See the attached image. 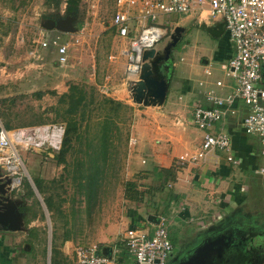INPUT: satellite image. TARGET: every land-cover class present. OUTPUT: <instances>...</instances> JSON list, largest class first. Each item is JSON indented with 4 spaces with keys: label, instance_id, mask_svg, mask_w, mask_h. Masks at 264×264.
I'll return each instance as SVG.
<instances>
[{
    "label": "rangeland",
    "instance_id": "374dc122",
    "mask_svg": "<svg viewBox=\"0 0 264 264\" xmlns=\"http://www.w3.org/2000/svg\"><path fill=\"white\" fill-rule=\"evenodd\" d=\"M113 2L114 0H81L78 14L66 15L65 0H60L59 4L55 0H0V100L15 99L14 104L9 102L2 107V111H6L10 116L12 130L7 132L13 133L31 127L63 126L50 122L54 115L47 110L57 102V97L50 92L63 94L66 86L71 83L86 86L89 99L90 94L95 97L104 95L92 84L99 82L102 76L107 74V66L111 60L109 56L113 57L111 62L116 61V57L123 62L119 51L126 46L125 42L115 36V31L111 30ZM67 17L73 19L72 24L78 32H53L58 36V45L69 48L68 61L62 66L58 63L55 50L46 47L44 49L41 42H47L49 38L48 33L51 31L45 28L49 20L59 21ZM178 19L180 18L176 15H168L161 16L156 21V24L167 32L155 47L159 53L170 42L176 22L179 23L177 27L184 30L170 53L173 80L190 79L193 76L196 83L204 80L206 77L199 69L200 57L209 59L213 78L226 80L219 69L228 61L230 55L226 56V59L221 58L216 54V50H225L229 46L230 52L227 54L231 53L232 46L227 33L222 31L219 37H210L206 29L195 31V28L201 27ZM199 34L201 35L198 36ZM77 37L79 41L84 42L82 45L78 44ZM181 57L194 63L191 71L186 70L185 77L179 75V71L186 66V60L182 62ZM82 64L83 71L79 67ZM158 64L161 69L162 63ZM85 65L95 76L89 75ZM117 70L122 74L117 73L118 78L126 77V74L123 75V68L119 66ZM70 76L72 79H69ZM91 88H95L94 94ZM36 92L43 94L41 99L33 95ZM135 118V113L130 111L125 123L120 124V141L116 140L114 144H117V149H112L113 167L99 185L95 198L88 199L77 194L75 185L71 183L73 167L69 168L70 175H67L63 172V165L56 162L55 155L59 150L43 151L38 146L25 148L16 141L15 148L23 164L19 170L22 183L12 192L14 207L17 211L21 206L30 208L29 212L20 214V229L14 231L15 238L19 240L16 248L20 255L16 264H50L47 253L49 248L51 250L52 241L66 258L62 264H75L72 251L76 245L92 243L101 248L112 247L118 243L128 226L132 225L131 219L127 217L128 212L136 211L139 217L146 219L160 215L164 210V207L161 209L162 202H166L168 198V191L165 190H170L168 183L142 181L139 174L132 177L127 173L125 137L127 132L129 134ZM239 129L242 136L247 137L242 127ZM57 134L59 141L60 132ZM85 148L84 140L82 145L74 142V149L67 155L68 161L72 162L81 157ZM254 156L255 161L259 163L260 156L256 149ZM26 175H29L31 181L33 178H41L49 184L50 190L47 193H53L58 203L63 202L58 214L47 219L48 214L41 203L42 197L34 192L32 197L28 194V190L33 189L30 185L27 186ZM126 181H135L138 189L145 192L141 202L126 201L123 187ZM238 184L240 186L237 188V199L233 201L230 211H198L191 214L192 218L180 215V219H176L179 209L174 206V209L168 210V215L164 216L165 226L173 237L177 235L181 239L176 242L175 254L166 264H194L200 255L210 248L225 251L243 248L255 259L251 264H264V178L252 176L251 180ZM154 188H158V191H152ZM148 190L153 193L146 194ZM195 217L198 220H194ZM25 218L30 219L28 225L24 223ZM29 229L33 230L36 237L29 236ZM66 234L69 241L64 243ZM68 243L71 245H67Z\"/></svg>",
    "mask_w": 264,
    "mask_h": 264
},
{
    "label": "built area",
    "instance_id": "2783aa9c",
    "mask_svg": "<svg viewBox=\"0 0 264 264\" xmlns=\"http://www.w3.org/2000/svg\"><path fill=\"white\" fill-rule=\"evenodd\" d=\"M176 15L179 21L188 20L198 26L221 23L232 46V54L227 63L222 64L226 77L233 86L224 95L210 90L206 101L208 107L196 103L191 118L194 126L202 132L198 147L190 155L179 158L180 163L205 164L217 152L228 164L237 163L232 151L230 136L223 129H216L228 117L239 112L237 105L244 107L241 119L243 132L257 138L261 164L255 174L264 178V86L262 73L264 66V0H114L111 26L120 40L126 42L125 73L129 84L140 74L142 55L155 49L167 34L156 24L161 16ZM175 23V28L178 26ZM57 47L58 63L66 65L68 50L58 45V37L49 42H41ZM208 75L209 72L207 71ZM217 87H226L222 81ZM48 128L33 127L15 131L14 140L9 132L0 129V158L4 174L11 177L13 186L21 183L22 162L15 148L16 141L25 148L43 145V134ZM37 141V142H35ZM165 220L159 224L129 227L114 245L110 253L91 244L76 245L72 258L75 264H166L173 252ZM123 251L128 262H121Z\"/></svg>",
    "mask_w": 264,
    "mask_h": 264
},
{
    "label": "crops",
    "instance_id": "0c3cea01",
    "mask_svg": "<svg viewBox=\"0 0 264 264\" xmlns=\"http://www.w3.org/2000/svg\"><path fill=\"white\" fill-rule=\"evenodd\" d=\"M184 21L188 22L190 25H196L199 27L194 22L188 20ZM207 27L211 32L212 24H209ZM112 29L115 31L113 27ZM202 29L204 28H195V31L200 32ZM54 31L56 30H51V32L48 33L49 38H47V42L58 37L53 34ZM57 32L59 33V31ZM207 33L210 35V37H214L209 32ZM196 35L197 33L195 32V36ZM200 35L201 34L198 36ZM115 36L117 37L116 33ZM78 37L76 38L78 39V44L82 45L84 42L79 41ZM122 42L125 41L123 40ZM46 48L55 50L58 60L57 47L48 44ZM126 48L127 45L123 50L119 51V56L123 59V62H120L121 59L118 57H116V61L111 62L113 57L109 56V60H111L107 66L109 68L107 74L103 75L105 78L103 79L102 76L99 82H94L92 85L96 89L98 88L102 94H104L102 96L112 98L130 106L132 108V112L135 113L136 118L133 122V125H131L129 139L126 144L127 173L132 175V177L139 174V176L142 178V181L149 180L153 183L167 182L170 190L168 188H165V190L168 191V194H173L175 197V199L170 201L167 198L169 201L168 210L170 211V208L174 209V206L179 209V212L175 217L176 219H180V215L184 218H192L191 214H195L198 211L214 213L223 210H232L233 201L237 199V188L240 186L238 183H244L247 180H251L252 176H257L255 172L262 161L261 158H259V163L255 161L256 159L254 156V150L256 149L259 152L260 149L257 138L248 135L247 137L242 136V132L239 129L241 127L240 125L242 116L244 115V107L242 105H237V108L239 109V114L237 113V116L228 117L224 122L216 127L217 130L220 128L223 129L230 136L232 151L236 157V162L240 164L239 166L228 164L224 159L221 158V154L218 152L205 164L179 162V158L181 156L190 155L193 153V151L198 147L202 138V132L198 130L192 123L191 114L193 106L198 103L203 107H208L209 103L206 101L207 93L210 90L214 91V93L218 95H224L228 93L230 90L229 87L233 86L232 79L225 76L222 65L220 66L219 70L222 72L226 80L213 78L209 59L200 57L199 69L206 77L204 80H200L198 83H196L193 79L195 76L191 77L190 79L184 78L180 80H173V76H171L172 71H170L172 70V63L169 61L166 64V72H163L160 69V73L161 71L165 73L164 77L168 82L167 95L163 104L161 106H143L134 103L132 104L127 76L125 78H118L116 76L118 73L117 68H119V66L123 68V75L126 74V58L124 55ZM67 49L69 48L67 47ZM210 51L211 49H209V52ZM216 52H218L216 54L219 57L224 59H226V56H231L232 54V51L230 54H227V52H230L229 46L225 50H216ZM80 55H83V53H80ZM180 59L182 62H185L186 60L183 57ZM164 64L165 63H163V65ZM193 64L194 63L188 62L186 60V66L184 69L179 71V75L181 77H185L186 70L191 71V69L194 67ZM79 67L81 71H83L84 65L82 64ZM85 67L88 70L87 72L89 75L91 74L95 76V73L89 70L87 65H85ZM207 71L209 72V75ZM163 73L161 74L163 75ZM78 74L80 75V73ZM118 75L122 74L118 73ZM69 79H72L71 76ZM217 81H222L226 87H217L215 85ZM261 83L264 86V73ZM66 91L67 86L64 92ZM44 127L48 129L45 130L43 134V145H41L40 148L43 151L49 152L59 150L63 138L64 126ZM59 132L61 137L58 141L57 133ZM31 149L32 147L30 150ZM1 170L4 171L2 164H0V171ZM4 172L0 173V177L11 179V177L6 176ZM26 176L28 181L27 186L30 185L33 189L32 192L39 196L40 194L35 188L33 180H29V175ZM19 186L14 187L13 180L11 179V184L9 185L10 190L6 195L11 203L15 204L12 192ZM155 189L158 191V188H154L152 191ZM40 196L42 197L43 195ZM167 199L166 202H162L163 205H161V209L165 207ZM41 203L45 208L46 214H48L47 219H49L51 214L47 211V208L43 202V198ZM155 217L157 219L162 217L166 221L164 216L159 215ZM148 219L149 218L146 219L140 216L136 226L140 227L147 225L150 223ZM195 219L197 218L195 217L194 220ZM192 220L193 219H191V221ZM130 226H128V228ZM68 241L69 239L65 240L64 243ZM18 242L19 240L15 238L14 232L0 230V264L17 263V258L20 256L18 255L16 248ZM49 243L51 244V241H49ZM87 244L91 245L92 243ZM67 245L71 244L68 243ZM113 247L114 245L112 247L103 246L101 249L105 253H110ZM119 255V260H121V262H128L127 255L123 251H121Z\"/></svg>",
    "mask_w": 264,
    "mask_h": 264
},
{
    "label": "trees",
    "instance_id": "16d2710c",
    "mask_svg": "<svg viewBox=\"0 0 264 264\" xmlns=\"http://www.w3.org/2000/svg\"><path fill=\"white\" fill-rule=\"evenodd\" d=\"M55 1L57 4L60 3V0ZM80 3L81 0H65L66 15L78 14ZM67 87V91L63 94H56L54 91L50 92V94L57 97V102L56 105L51 106L47 110V112L53 113L54 115L53 120L48 121L51 123H60L64 126L61 147L55 155V159L58 165H63V169H65L63 172L67 175H70L69 168L71 166L73 167L74 172L71 176V183L75 185L78 195L86 196L88 199L95 198L97 197L99 185L105 176L111 172L113 167L114 163L111 162V160L114 159L112 158V149H117V144L114 143L116 140L120 141V124L125 123L132 108L106 96L95 97L90 94L91 99H89L86 86L80 84L71 83ZM91 92L94 94V89H92ZM33 95L37 97V99H41L43 96L41 92H36ZM9 102L14 104L15 99L0 100V129L3 128L6 131L12 130V126L10 125L9 114L5 113L6 111H2V107ZM128 139L129 134L127 132L125 144H127ZM83 140L86 145L83 155L78 157L77 160L75 159L69 162L67 155L74 149V142L77 141L82 145ZM32 180L39 194L43 195V202L47 211L51 214V217H53L54 214H58L62 208L63 202L58 203L53 193H47L50 190V186L41 178H33ZM123 187L126 201L138 203L143 200L145 192H141L138 189L139 186L135 181H126ZM150 193L153 192H150V190L146 191V194ZM28 194L31 197L33 196L31 189L28 190ZM46 194L48 195L46 196ZM59 198L60 196L57 197L58 200ZM168 199L170 201L175 199V197L173 194H168ZM168 199L164 210L159 213L161 216L168 215ZM19 211L21 213H27L30 211V208L21 207ZM127 217L131 219L132 225L130 227L136 226L140 218L136 211L128 212ZM24 222L28 225L30 219L25 218ZM168 233L174 248L176 247L175 236L173 237L171 231H168ZM29 236L36 237L32 229L29 230ZM67 239H69V237L66 234L63 241ZM61 253L62 252L53 245L52 241L50 264H62L66 258ZM128 263L130 262L128 261Z\"/></svg>",
    "mask_w": 264,
    "mask_h": 264
},
{
    "label": "water",
    "instance_id": "95a60500",
    "mask_svg": "<svg viewBox=\"0 0 264 264\" xmlns=\"http://www.w3.org/2000/svg\"><path fill=\"white\" fill-rule=\"evenodd\" d=\"M73 19L67 17L64 20L53 21L49 20L45 25V28L56 30L65 34H72L77 32V29L73 26ZM208 25H200L207 30L212 36L218 37L221 32L224 31L221 23L212 24V31L210 32ZM182 27H176L171 35V42L163 49V52L159 53L156 49L145 51L142 55V65L138 79L129 84V92L132 103L143 106H161L165 101L167 95L168 82L167 79L160 73L159 62L162 61L163 54L166 55L164 61H170V53L172 47L176 44L178 37L183 33ZM162 61V65L164 63ZM263 76V73H262ZM11 179L0 177V230L16 232L20 229L19 219L21 212L17 211L14 207L15 204L7 198V193L10 188ZM148 221L151 224L158 225L159 219L155 216L149 217ZM216 249L219 254H222L224 249L210 248L205 251L195 261L194 264H210L211 250ZM50 259V248L48 251Z\"/></svg>",
    "mask_w": 264,
    "mask_h": 264
},
{
    "label": "flooded vegetation",
    "instance_id": "af4514ba",
    "mask_svg": "<svg viewBox=\"0 0 264 264\" xmlns=\"http://www.w3.org/2000/svg\"><path fill=\"white\" fill-rule=\"evenodd\" d=\"M170 42H171V38H170ZM165 58H166V55L163 54L162 61H164ZM162 61H161V63H162ZM168 62L167 61H164L165 64L162 65V68H161V70L164 69L163 72H166L167 71L166 64ZM163 72L161 71V73H163ZM164 74L165 73H163V75ZM180 239L181 238H179L177 235H175V241L176 242H179ZM243 250H244L243 248L235 249V250H231L230 249V250H227V251L224 250V252L222 254H219L216 249L211 250L209 253L211 254V259L212 260H210L209 263L210 264H251L252 263V260H255V259H253L252 254L248 250H244V251ZM254 253H255V256L257 257V253L256 252H254ZM173 254H175V247L173 248V252L170 255L169 259L171 258V256Z\"/></svg>",
    "mask_w": 264,
    "mask_h": 264
},
{
    "label": "bare ground",
    "instance_id": "6f19581e",
    "mask_svg": "<svg viewBox=\"0 0 264 264\" xmlns=\"http://www.w3.org/2000/svg\"><path fill=\"white\" fill-rule=\"evenodd\" d=\"M9 137L14 140V133H9ZM4 160L1 158L0 159V164H3Z\"/></svg>",
    "mask_w": 264,
    "mask_h": 264
}]
</instances>
